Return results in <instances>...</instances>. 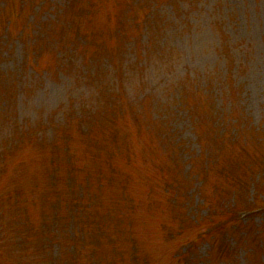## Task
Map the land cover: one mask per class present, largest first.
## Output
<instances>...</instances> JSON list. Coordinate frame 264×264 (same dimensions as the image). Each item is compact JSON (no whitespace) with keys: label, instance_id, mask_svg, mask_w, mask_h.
<instances>
[{"label":"rangeland","instance_id":"1","mask_svg":"<svg viewBox=\"0 0 264 264\" xmlns=\"http://www.w3.org/2000/svg\"><path fill=\"white\" fill-rule=\"evenodd\" d=\"M60 2L26 5L25 18L35 21L42 39L54 38L50 45L43 43L46 49L72 36L70 23L53 29ZM214 2L213 29L191 39L202 52L196 50L189 61L171 65L163 53L167 63H161L155 46L156 54L143 70L141 64L127 62L132 54L126 50L117 103L127 124L137 129L133 138L125 136L126 126L108 94L114 80L105 51L85 81L80 76L84 56H72V49L66 73L49 69L40 81L27 68L16 87L18 110L10 74L7 108L0 111V154L10 150L4 161H14L0 172V264H262L264 203L255 212H244L243 224L235 222L234 229L210 230L213 241H194L208 230L207 205L220 210L217 200L225 199L231 179L236 180L233 195L224 201L264 202V0ZM12 7V1H1L0 27L10 21L15 38L18 11ZM228 11L232 25L223 35L216 18ZM219 43L220 53L215 49ZM23 48L18 42L12 57L1 56L7 51L0 49V72L19 71L11 69L22 59ZM234 56L245 64L234 62ZM185 68L190 75L182 77ZM195 72L211 97L198 90ZM178 83L196 89L186 92L181 103L176 102L178 89L171 88ZM135 100H141L138 106ZM218 105L224 126L234 128L221 151L212 144L210 127ZM139 114L141 119L132 120ZM80 116L86 124H78ZM116 124H121L119 130ZM242 145L245 149L239 151ZM202 156L214 161L215 170L203 173Z\"/></svg>","mask_w":264,"mask_h":264},{"label":"trees","instance_id":"2","mask_svg":"<svg viewBox=\"0 0 264 264\" xmlns=\"http://www.w3.org/2000/svg\"><path fill=\"white\" fill-rule=\"evenodd\" d=\"M1 1L6 0H0V3ZM10 1L13 2L12 8L18 11L15 22L17 32L15 31V38H12V29L14 25L10 21H6L3 27H0V49H5V51H7L2 53L1 56H15L13 51L18 42H20L24 48L22 49V59L18 58L16 64H14L11 69L19 71L7 73L0 72V78L5 80L4 84L0 83V111H4L7 108L4 96L6 81L10 77V74H13L11 76V82L14 86L13 107L14 110H18L19 90L16 87H18V83L27 68L30 72V76L37 75L36 78H40V81L45 80L46 77L42 75V72L45 73L49 69H52L55 74L62 72L66 73L65 70L67 67L71 66L67 52H71L72 49V56H84L85 68H83L80 76L81 79L85 81L93 76L95 72L93 68L102 60L105 51L110 56V66L113 71L112 79L114 80V84L110 85L112 93L110 92L108 94L114 101L113 109L119 112L118 120L120 119L122 124L126 126L127 132L125 136L130 138L136 136L137 129L132 127V124H127L126 114L121 112L123 108L117 103L118 99L121 98L122 89L118 74L124 72V57L126 55V50L128 49L132 54L127 62L131 60V65L141 64L143 70L147 69L149 66V59L153 54H156V50L154 49L155 46H158V48L160 47L158 51L161 54V63L169 62L171 65H174L176 60H181L180 63H182V60L187 62L194 58L197 52H202V50H197L198 47L200 49L201 44H198L196 47L191 42V39H197V32L204 34L210 28L213 29L216 17V2H214V0H61L56 6L57 9H59V13L56 12L58 17L53 22V29H60V23H70L72 36L71 38L62 40L60 43L56 42V47L46 49L42 47L43 43L45 45H50L54 38L45 36V38L42 39V36L39 35L36 29L35 21L25 18L26 5H32L34 0ZM22 7L24 10H22ZM230 11L219 14L216 18L217 24L222 28L223 32H225L223 35H228L227 30L231 29L232 21L228 15ZM67 16L72 17L74 21L70 19L71 22H69ZM212 17H214L213 20H210ZM35 30L37 31L36 33L34 32ZM25 36H29L26 42L22 41ZM206 41L207 40L204 42ZM217 41L218 39L216 37V42ZM234 42L236 43L237 41L233 39L234 48H236L237 45ZM106 45L107 47L105 48ZM76 46L81 47L80 52L76 51ZM219 47L220 43L215 49L218 51ZM206 48L209 47L206 46L205 49ZM172 50H175L176 54H173L171 52ZM196 50L197 52H195ZM163 53L169 56V58L166 59L167 62L164 60ZM201 55L202 53H200V56ZM235 61H238L237 64L239 65L241 63L245 64V62H241L237 56H234V62ZM180 63L175 66H180ZM192 63L193 62H190L188 65ZM175 66H173V68ZM198 68L199 67L196 68L197 71ZM189 71V69L185 68L182 72V77L186 74L190 75ZM195 74L196 76L194 75V78L199 83L198 90L200 92L206 91L207 84H204L203 80L197 75V72H195ZM202 83L203 85H201ZM171 88L178 89V95H176L177 103H181V100L183 101L184 98L187 97L186 92L194 93L196 91L193 87L189 86L187 88L185 86H180L179 83L176 86H171ZM208 91H210V88H208L206 92ZM219 93L220 87L216 90L214 98L212 97L213 107ZM115 94L118 95L119 98H115L113 96ZM209 95L211 97L210 93ZM135 102H138L136 105L138 106L141 100H135ZM187 106H193V104L188 103ZM221 109L222 105L216 107L217 112L213 114L215 124H210V127L214 129L211 135V137H214L212 144L217 148L219 146V151L223 149L224 141L226 139V142L229 141L228 139L234 130V128H232L233 124L230 129L224 126L226 121H224V117L221 113L223 111ZM131 118L135 121L141 119L140 114L138 118H133L132 115ZM77 122L78 124H86L87 118L80 116L77 118ZM107 124H115V122L108 121ZM235 124H237V122H235ZM120 125L121 124H116L117 130H119ZM146 136L151 138L150 134ZM6 148H8V146L5 145V149ZM16 148L18 147L11 149L13 150L12 154L16 152ZM4 151V154H0V172L4 167L11 169L14 161V157L5 159L4 161V156L8 152H11L10 150ZM240 151H244L243 145ZM199 161L201 168L205 169L203 173L206 174L215 170L216 164L214 165L213 160H209V158L207 159L202 156ZM165 180L167 183L168 179L166 173ZM235 181L236 180L231 179L228 185H235ZM237 183L239 185L240 181L237 180ZM227 191V193L223 194L225 195V199L228 197L232 198V191L230 189ZM260 196L261 193L258 192V201H260ZM219 199L221 200H217L220 206L219 211L215 212L212 210L213 205H207L209 213L207 212L208 217L205 219V226L208 230L206 232H200L194 240L195 242L205 239L213 241L215 235L209 234L210 230L214 233V231L216 232L217 229L223 227L234 229V223H241L240 221H242L239 219L242 211L247 209L245 206H251L253 204L247 200L241 204H236L235 201L230 204L224 201V197H220ZM204 203H206L205 200ZM262 264H264V261Z\"/></svg>","mask_w":264,"mask_h":264}]
</instances>
